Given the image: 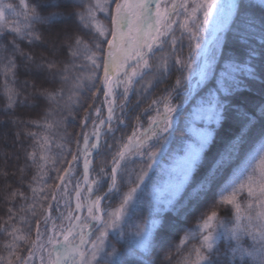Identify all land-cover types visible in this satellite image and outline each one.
<instances>
[{"label": "snow or ice", "instance_id": "6c2138e0", "mask_svg": "<svg viewBox=\"0 0 264 264\" xmlns=\"http://www.w3.org/2000/svg\"><path fill=\"white\" fill-rule=\"evenodd\" d=\"M0 97V264H264V0H0Z\"/></svg>", "mask_w": 264, "mask_h": 264}, {"label": "trees", "instance_id": "16d2710c", "mask_svg": "<svg viewBox=\"0 0 264 264\" xmlns=\"http://www.w3.org/2000/svg\"><path fill=\"white\" fill-rule=\"evenodd\" d=\"M13 2H17V0H13ZM163 87V86H162ZM3 104H4V100H3V98L2 97H0V107H2L3 106ZM22 114H25V113H22ZM0 119H3V117H0ZM72 130H75V131H79L80 129L77 127V128H75V129H70V131H72ZM4 131H11V129L9 128V129H3V128H0V132H4Z\"/></svg>", "mask_w": 264, "mask_h": 264}]
</instances>
